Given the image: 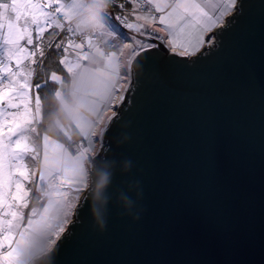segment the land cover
I'll list each match as a JSON object with an SVG mask.
<instances>
[{"label": "water", "instance_id": "water-1", "mask_svg": "<svg viewBox=\"0 0 264 264\" xmlns=\"http://www.w3.org/2000/svg\"><path fill=\"white\" fill-rule=\"evenodd\" d=\"M211 36L192 58L154 41L132 62L90 170L115 172L106 227L87 190L37 264H264V0H238ZM136 181L139 220L117 203Z\"/></svg>", "mask_w": 264, "mask_h": 264}, {"label": "snow or ice", "instance_id": "snow-or-ice-1", "mask_svg": "<svg viewBox=\"0 0 264 264\" xmlns=\"http://www.w3.org/2000/svg\"><path fill=\"white\" fill-rule=\"evenodd\" d=\"M114 3L115 0H111L110 4ZM126 3L131 4V11L115 19L143 39L133 35L130 42H121L118 51L106 56L92 36L81 30L87 0H0V264H31L34 230L42 224L45 229H51L45 233L50 237L46 247L51 252L77 207L79 193L89 188L86 165L95 154L94 139L104 135L107 125L89 132L78 117L77 128L87 147L81 146L75 156L55 141H51L50 147L49 136H43L40 180H48L49 187L55 188L47 194L55 198L50 203L62 205L63 219L55 228L45 224L49 210L45 206L41 219H33L37 210L32 208L27 224L23 225L24 210L29 207L28 191L22 184V180H30L26 158L39 161L41 155L37 130L42 114L41 93L48 90L50 83L68 87L67 79L59 75L58 70L70 79L72 88L63 94L56 90L55 98L61 100L62 95L75 98L76 84L88 71L84 62L91 59L101 63L103 68L98 71L112 81V86L100 99L110 110L113 103L110 97L114 98L119 91L116 86L120 80L127 79V73L122 76L120 69H130L141 52L158 47L155 42L148 41H160L176 56H193L215 39L209 34L224 24L237 0H125L119 3V9H125ZM132 16H135V23L130 21ZM108 18L105 12L106 24ZM101 35L115 38L114 31L107 28ZM50 53L58 57V70L45 69L44 58ZM121 56H126L123 64L119 62ZM41 73H45V79H41ZM119 99L123 101V95ZM61 103L65 102L61 100ZM115 115L113 112L112 116ZM111 119L108 117L109 121ZM58 149L71 161L70 168L62 167V162L56 159ZM32 176H35L34 171ZM68 178L78 184L77 194L71 197L60 190Z\"/></svg>", "mask_w": 264, "mask_h": 264}, {"label": "rangeland", "instance_id": "rangeland-1", "mask_svg": "<svg viewBox=\"0 0 264 264\" xmlns=\"http://www.w3.org/2000/svg\"><path fill=\"white\" fill-rule=\"evenodd\" d=\"M118 1H124V0H115V4L123 3V2H118ZM237 3H238V0H237ZM236 7H237V4L235 5L234 10L231 13H229L228 15H233L236 12ZM116 10H118V8H116ZM125 11H127V12L131 11V4L126 3L125 9H120V14L124 13ZM156 15L159 16L160 14L156 13ZM228 15L225 17L224 24L221 26H218L214 32H216L220 27H222L226 24ZM130 21L133 22L131 17H130ZM111 24L113 26H111ZM116 25L117 24L113 21L107 23V29L109 31H114V33H115V38L111 39V40H113V41H111L112 50L109 52H106L100 47L99 44H97V46L100 48V50L106 56L110 55L111 52L114 50L118 51L119 48L121 47V43L120 44L118 43L119 42L118 40H121V38H119V35L121 33L117 30L118 25L117 26ZM122 28H124V27H122ZM118 33H119V35H118ZM91 35H93V34H91ZM95 35H97V34H95ZM136 35H138V34L136 33ZM209 35H211V33ZM103 37L104 36L100 34L97 36L96 39L101 38L99 40V42H100ZM105 38H107V37H105ZM138 38H140V37H138ZM79 39L80 38L77 37L78 41H79ZM130 40H131V38H129V40H127V41L130 42ZM116 41H118V42L116 43ZM121 41L123 43H128V42H125V40H121ZM214 41L215 40H212L211 44L206 43L204 45L202 51L205 48L213 46ZM148 42L151 43L154 41H148ZM158 42H160V41H158ZM201 52H199L198 54H200ZM187 57L192 58L194 56H187ZM125 60H126V56L119 57V62L121 64H123L125 62ZM84 63L87 65L88 71L85 73L84 79L78 81L76 84L77 96L75 98L71 97L72 98L71 99L72 102H71V100L69 101L66 96L62 95L61 100H63L67 105L65 107V103H61V100H58L62 109H63L61 112V113H63V115H59L60 114L59 111L54 110V113L52 112V117L50 119V124L53 125V127H52L53 130H45L43 128L41 133L39 132V134H40L39 144H40L41 155H40L39 161H35L37 164V168L35 167L36 165L34 164V168L31 171V168H32L31 167V165H32L31 161L29 158H26V163L28 164L27 171H28V175L30 177V180H22V184L24 186V190L28 191V196L26 197L28 205H30L29 201L32 198L33 192L39 193L42 196V201L40 202V207L36 208L37 212H36L35 216L33 217V219H35V220L41 219V214L43 213L44 207L48 206L49 210L45 216V224L51 225L52 228H55L58 224H60L61 220L63 219V212H62V205L50 203V200H54L55 198L50 197L47 193L51 192V191H55V188L49 187V181L48 180H45V181L40 180V171L42 168L41 161L43 160V136L45 134H47L49 136L50 147H51V141H55L58 144H62L64 146V149L67 150L68 154H70L71 156H75L77 154L78 149L81 146L87 147V142L81 136L79 128H77V122H78L77 118L78 117L80 118V121L84 124L87 131H89V132L98 131L99 128L104 127L105 124L107 125L109 123L108 117H113L112 116L113 112H115L117 114V112L120 108L119 106H121V104H123L125 101V96H126V93H127L128 88L130 86V83H131L130 69H126V68L122 67L120 69V73L122 76L125 75V73H127V79L120 80L119 84L116 86L119 89V91H117L114 98L110 97L113 100V103H112L111 109L107 110L105 108V104L101 102L100 98L106 95V89L112 86V81L106 80L100 74V71H98V70H102V68H103V65L101 63H97L91 59L85 61ZM108 71L111 72L112 69L109 68ZM59 75H61L62 77L65 78V76H63V74H59ZM68 87H69V85H68ZM67 88H63L60 85H57L56 90H60L63 94L64 90L65 89L67 90ZM71 88H72V84L70 83V90H71ZM125 88H126V90H123ZM121 95H123V97H124L123 101H120V99H119V97ZM43 120H44V103L42 101V114H41L39 123L37 124V130L39 129V126H41L43 124ZM102 140H103L102 136H97L94 139L95 154L93 155V157L98 156L99 149L103 145ZM56 159L58 161L62 162V164H61L62 167H64V168H70L71 167V161L65 157L63 150L58 149ZM86 166L88 169V173H90V170L92 168V161L88 162ZM33 171L35 172V176H32ZM55 183H57V182H55ZM58 183H59V181H58ZM77 187H78V184H76L75 182L71 181L70 178H68V182L64 183L60 190L68 192L70 194V197H71V196H74L77 194L75 191ZM13 189H14V186H13ZM86 191L79 193L80 199L77 201V207L82 200V195H84L86 193ZM31 209L32 208H30V206H29L27 209L24 210L25 220L23 222V225L27 224V216L31 212ZM75 210L73 212V215L71 216L69 223L74 221ZM69 223H68L67 227L65 228L64 232L61 233V237L68 233ZM29 231H33V230L30 229ZM50 231H51V229H45L44 224L37 226L36 229L34 230L33 241H32L33 259L31 261V264H37L38 260L42 256L49 253L46 245H47L50 237L45 233L50 232ZM55 246L56 245H53L52 249Z\"/></svg>", "mask_w": 264, "mask_h": 264}, {"label": "clouds", "instance_id": "clouds-1", "mask_svg": "<svg viewBox=\"0 0 264 264\" xmlns=\"http://www.w3.org/2000/svg\"><path fill=\"white\" fill-rule=\"evenodd\" d=\"M111 0H87V8L85 9L82 17L83 23H81V30L85 34H97L100 35L107 28L106 21L104 19V13L107 12L110 6ZM124 139H128L126 136ZM124 172L128 173L132 168V161L124 160ZM93 170L95 169V162L92 164ZM114 171H102L99 173L98 179L92 178V173H89L88 182V194L90 200V212L93 216L94 222L100 229H105L107 224L108 204L109 197L102 195L103 191L111 186ZM139 185L138 200L133 199L131 195L121 193L117 203L122 207L123 213L132 216L134 220L140 219V213L143 208H137V201L142 199L143 190L140 182L136 181ZM103 205L104 211H100V206Z\"/></svg>", "mask_w": 264, "mask_h": 264}, {"label": "trees", "instance_id": "trees-1", "mask_svg": "<svg viewBox=\"0 0 264 264\" xmlns=\"http://www.w3.org/2000/svg\"><path fill=\"white\" fill-rule=\"evenodd\" d=\"M59 38H62V36L59 37ZM100 39H96L94 41V43L99 42ZM102 48L105 51H109L111 49V47H106V46H103V45H102ZM44 59H45V69H46V71H50V70H53V69L58 70V65L56 64V60L58 59V57L55 55V53H50L49 55H46V57ZM58 74H63V76H65V79H67L69 87L67 88V90L65 89L66 91L64 90V93H69L70 92V83H71L70 79H68L66 77L65 73L60 72L59 70H58ZM40 77H41V79H45L46 78L45 73H41ZM56 87H57V85H53V84L50 83L49 86H48V90H45V91H43L41 93L42 94V101L44 103V120H43V124L41 126H39V129H38V132H40V133L43 130V128L45 130H53L52 129L53 125L50 124V119L52 117V112L54 113V110H58L59 113H60L59 115H63V113H61L63 109H62L58 99H56L55 95H54V93L56 91ZM66 97H67V99L69 101L72 99L70 95H67ZM71 102H72V100H71ZM38 143H39V141H38ZM31 164H32L31 165V167H32L31 171L34 168V164L36 165L35 167L37 168V164H36L35 161H31ZM41 201H42V196L39 193L33 192L32 193V198L29 201L30 202V205H29L30 208H38V207H40V202Z\"/></svg>", "mask_w": 264, "mask_h": 264}, {"label": "crops", "instance_id": "crops-1", "mask_svg": "<svg viewBox=\"0 0 264 264\" xmlns=\"http://www.w3.org/2000/svg\"><path fill=\"white\" fill-rule=\"evenodd\" d=\"M169 9H165V11H168ZM131 19L133 20V22L135 23L136 21H135V16H132L131 17ZM111 26H113L112 24H111ZM117 26V25H116ZM157 26H159L158 24H157ZM118 28H117V30L121 33L120 35H119V33H118V35H119V38H121V40H125V42H128L127 40H129V38H131V36H133L134 34H135V32H133V31H131V30H129V29H127V28H122V27H120V26H117ZM217 28V27H216ZM216 28L215 29H213V31L211 32V35H212V33L216 30ZM129 31V32H128ZM131 32V33H130ZM133 33V34H132ZM104 37V39L102 38V40L100 41V42H97V43H95L96 45L97 44H99L100 45V47L102 48V45L103 46H106V47H111V49L109 50V51H111L112 50V43H111V41H113V40H111L112 38H110V37H108L107 35H103ZM105 37H107V38H105ZM117 39V38H116ZM121 40H118V41H116V43L118 42L119 44L122 42ZM115 43V44H116ZM204 47V46H203ZM203 47L200 49V51L199 52H201L202 51V49H203ZM103 49V48H102ZM104 50V49H103ZM105 51V50H104ZM109 51H106V52H109ZM199 52H197L195 55H197ZM195 55H193V56H195Z\"/></svg>", "mask_w": 264, "mask_h": 264}, {"label": "built area", "instance_id": "built-area-1", "mask_svg": "<svg viewBox=\"0 0 264 264\" xmlns=\"http://www.w3.org/2000/svg\"><path fill=\"white\" fill-rule=\"evenodd\" d=\"M118 2H124V1H118ZM119 3H117V4H110V6H109V8H108V10H107V12H108V14H109V18L107 19V22H111V21H113V22H115L118 26H120V27H124L122 24H120V22L118 21V20H116L115 19V17L116 16H118V15H121L120 14V9H119ZM116 8H118V10H116ZM125 28V27H124ZM86 35H91V34H86ZM92 36V39H93V41H95L96 40V38H97V36L98 35H95L94 33H93V35H91ZM79 38V37H78ZM57 183H58V181H56Z\"/></svg>", "mask_w": 264, "mask_h": 264}, {"label": "bare ground", "instance_id": "bare-ground-1", "mask_svg": "<svg viewBox=\"0 0 264 264\" xmlns=\"http://www.w3.org/2000/svg\"><path fill=\"white\" fill-rule=\"evenodd\" d=\"M172 53V52H171Z\"/></svg>", "mask_w": 264, "mask_h": 264}]
</instances>
